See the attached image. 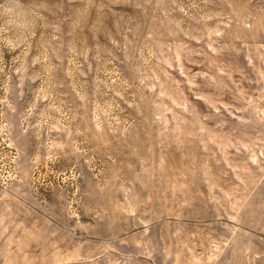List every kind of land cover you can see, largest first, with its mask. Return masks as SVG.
I'll return each instance as SVG.
<instances>
[{
  "label": "rangeland",
  "instance_id": "obj_1",
  "mask_svg": "<svg viewBox=\"0 0 264 264\" xmlns=\"http://www.w3.org/2000/svg\"><path fill=\"white\" fill-rule=\"evenodd\" d=\"M0 264H264V0H0Z\"/></svg>",
  "mask_w": 264,
  "mask_h": 264
}]
</instances>
